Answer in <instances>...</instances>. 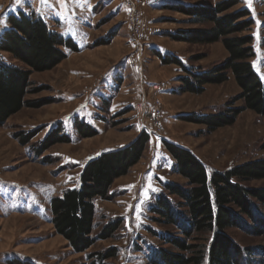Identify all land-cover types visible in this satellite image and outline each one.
Instances as JSON below:
<instances>
[{"label": "rangeland", "instance_id": "1", "mask_svg": "<svg viewBox=\"0 0 264 264\" xmlns=\"http://www.w3.org/2000/svg\"><path fill=\"white\" fill-rule=\"evenodd\" d=\"M131 1L136 3L142 25L139 30L140 62L135 61L136 51L130 40L133 26L129 8L122 0H64L63 4L57 0H47V3L34 0L22 1L19 5L14 0H0V39L10 29L8 17L18 15L21 8L20 13L39 16L51 31L66 40L71 39L82 50L71 58L70 52L66 51L67 58L52 70L32 73L31 86L24 100L41 106L24 107L0 126V264L16 261L33 264H149L158 248L178 253L150 233L184 239L176 227L154 223L152 219L156 218L150 212L156 199L164 194L165 184L183 186L186 183L174 173L175 162L164 141L190 151L204 164L208 174L264 158L261 149L264 117L252 111L245 110L232 126L211 133L204 126L185 120L190 116H207L222 111L239 94L232 76L221 85H206L200 95L180 94L178 79L185 74L174 65L162 66L159 58L154 57L155 53L168 54L193 70H207L223 63L228 53L219 42L189 44L173 42L165 36L166 33L208 27L205 22L194 24L192 18L165 7L214 8L229 0ZM245 9L250 13L253 26L230 37H253L255 56L251 62L264 83V0H250V3L249 0H238V4L221 16L236 20L240 11ZM244 21L246 19H237L236 25ZM101 42L105 44L98 45ZM197 57L201 59L194 61ZM0 63L23 67L4 52H0ZM138 64L140 73L136 69ZM116 73H120L123 80L117 82ZM68 94L77 95V99L65 101ZM151 106L159 108V121L165 134L146 133L149 142L143 156L126 176L114 181L110 189L113 199L94 200L95 220L91 237L96 239L105 225L117 220L121 223L119 230L112 239L95 240L86 251L75 253L53 230L51 199L61 196L67 189L77 188L79 173L88 158L125 147L145 133L141 119ZM240 106L241 102L234 105ZM75 122L99 126L97 135L79 138ZM55 129L60 130L61 136L67 135L70 143L55 144L37 157L34 149ZM30 132L38 133L22 146L18 139ZM246 185L261 188L264 180ZM225 234L243 248H255L261 243V238L239 229H229ZM209 239V234L193 233L186 242L202 246L206 252ZM112 249H115V258L103 262L97 259V254ZM254 264H259L257 258Z\"/></svg>", "mask_w": 264, "mask_h": 264}, {"label": "trees", "instance_id": "2", "mask_svg": "<svg viewBox=\"0 0 264 264\" xmlns=\"http://www.w3.org/2000/svg\"><path fill=\"white\" fill-rule=\"evenodd\" d=\"M238 0H229L214 8L166 6L167 10L192 18L194 24L205 22L207 28L166 33L173 42L210 45L221 43L228 57L221 64L207 70L185 67L177 57L155 53L162 66H176L184 77L178 79L180 94L200 95L206 85H221L232 76L239 94L228 102L222 111L207 116L186 117L190 123L204 126L208 133L232 126L237 117L249 110L264 117V83L254 69L253 37L230 36L253 26L250 13L240 11L239 18L246 19L236 25L230 16H221ZM10 29L0 39V52L7 53L20 65L0 63V126L22 108H38L41 105L24 100L31 86L32 73L52 70L67 58L66 51L77 53L78 47L71 39H64L51 31L39 16L23 13L8 17ZM264 47V28L262 29ZM104 42L98 43L103 45ZM201 57L193 59L200 60ZM241 102L240 107H234ZM79 138L87 139L97 131L83 122L74 123ZM38 132H30L18 139L26 146ZM149 136L141 133L131 144L112 151L100 152L88 158L80 171L77 188L65 190L50 201L51 224L56 235L61 236L75 253L89 249L95 240L112 239L120 228V221L105 225L96 239L91 237L95 220V199L111 200L110 189L117 179L126 176L143 156ZM70 138L51 131L34 149L37 157L55 144H68ZM167 152L174 160V173L183 178V186L165 184L164 194L156 199L151 213L154 223L174 226L184 239L158 235L162 244L170 245L178 253L158 248L149 264H264V187L252 188L246 183L264 180V158L234 166L223 172L208 174L206 167L190 151L164 141ZM264 150V144L261 148ZM239 229L247 235L261 238L255 248H243L225 232ZM209 234L207 250L187 244L192 234ZM206 253V256H205ZM100 262L116 257L115 249L96 255ZM12 264H33L13 262Z\"/></svg>", "mask_w": 264, "mask_h": 264}, {"label": "built area", "instance_id": "3", "mask_svg": "<svg viewBox=\"0 0 264 264\" xmlns=\"http://www.w3.org/2000/svg\"><path fill=\"white\" fill-rule=\"evenodd\" d=\"M123 3H125L126 7L129 8V14H130V22L132 27L133 34L130 37L131 43L133 45V48L135 49V61L140 62L141 56H142V49H141V43L139 39V30L142 27L140 22V16L137 11L136 3H134L131 0H122ZM141 1H138V4H140ZM137 65V63H136ZM137 71L139 73L141 72V67L138 64L136 66ZM156 89V88H155ZM160 110L156 106H151V108L147 109L146 113L144 114V119H141L142 124V130L151 135H163L165 134V131L163 129V126L161 125L159 119L161 117ZM148 119V121L146 120Z\"/></svg>", "mask_w": 264, "mask_h": 264}, {"label": "crops", "instance_id": "4", "mask_svg": "<svg viewBox=\"0 0 264 264\" xmlns=\"http://www.w3.org/2000/svg\"><path fill=\"white\" fill-rule=\"evenodd\" d=\"M23 2H25V3H27V2H32V1H34V0H22ZM10 5V3L8 4V6ZM32 9H33V7H31ZM35 8V7H34ZM19 10V12H22L23 11V9H21V8H19L18 9ZM33 10H35V9H33ZM38 13H40V12H38ZM7 14L9 15V12H7ZM41 15V17L43 16L42 14H40ZM79 49V48H78ZM88 50V49H87ZM86 50V51H87ZM82 52V50H78V53H81ZM77 55V53H70V55H69V57L71 58L72 56L71 55ZM156 59H157V57L156 56H154ZM124 59V58H123ZM126 60V59H125ZM127 61V60H126ZM177 70H179V69H177ZM121 75H120V73H116V81L117 82H119L120 80H123L122 79V77H120ZM166 81H168V80H166ZM148 83H150V82H148ZM156 81L154 82V85H156ZM161 90H162V88H161ZM79 98H80V96H78ZM86 96H84V98H85ZM77 99V95H74V94H68V95H66V97H65V101H67V102H73L74 101V99ZM86 98H89V95L86 97ZM103 101H106V99H104ZM65 103V102H64ZM90 105V104H89ZM89 105H87V108H88V106ZM89 109H90V106H89ZM75 110V107L73 108V110L71 111L72 113L73 112H75L74 111ZM88 125V124H87ZM90 126V125H89ZM93 129H95L97 132H98V129H99V126H97V127H92ZM101 129V128H100ZM107 149H111V148H107ZM80 174V173H79Z\"/></svg>", "mask_w": 264, "mask_h": 264}, {"label": "snow or ice", "instance_id": "5", "mask_svg": "<svg viewBox=\"0 0 264 264\" xmlns=\"http://www.w3.org/2000/svg\"><path fill=\"white\" fill-rule=\"evenodd\" d=\"M14 2L17 5H19L22 2V0H14ZM57 2L60 3V4H63L64 0H57ZM40 3H47V0H40ZM249 3H250V0H249Z\"/></svg>", "mask_w": 264, "mask_h": 264}]
</instances>
